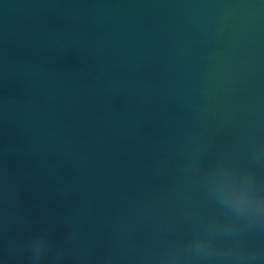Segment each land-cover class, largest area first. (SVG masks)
I'll use <instances>...</instances> for the list:
<instances>
[{"label": "water", "instance_id": "1", "mask_svg": "<svg viewBox=\"0 0 264 264\" xmlns=\"http://www.w3.org/2000/svg\"><path fill=\"white\" fill-rule=\"evenodd\" d=\"M261 150L264 0H0V264H264Z\"/></svg>", "mask_w": 264, "mask_h": 264}, {"label": "clouds", "instance_id": "2", "mask_svg": "<svg viewBox=\"0 0 264 264\" xmlns=\"http://www.w3.org/2000/svg\"><path fill=\"white\" fill-rule=\"evenodd\" d=\"M258 157H264V150H261L258 153ZM217 168H220V166ZM236 171L241 173L243 178V187L239 195L232 194L223 185L209 183L210 193L216 197L218 204L228 213H230V215L234 218V221L224 224H219L215 221L210 222L207 233L197 236L190 242L186 249L188 253L196 256H210L215 254L217 251V245L214 243L215 234L217 232H222L224 234L238 233L241 227L240 224L237 223L238 221H243L248 226H252L257 223H259L261 226H264V191L257 187L254 173L250 171ZM35 241L36 238L30 243L29 247L30 251L32 252L34 264H38V262L46 255V253L41 254L39 249L35 246ZM235 251L236 246L226 253V255L231 256ZM56 259H62V253H58ZM178 259L179 258L176 255H172L165 260V264H178ZM238 259L255 260L256 254L252 253L246 257L243 251H240Z\"/></svg>", "mask_w": 264, "mask_h": 264}]
</instances>
